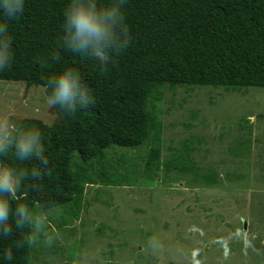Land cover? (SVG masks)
I'll return each instance as SVG.
<instances>
[{
    "label": "trees",
    "instance_id": "1",
    "mask_svg": "<svg viewBox=\"0 0 264 264\" xmlns=\"http://www.w3.org/2000/svg\"><path fill=\"white\" fill-rule=\"evenodd\" d=\"M67 3L27 0L24 16L11 26L15 63L0 73V80L43 86L47 95V78L70 67L80 71L96 101L72 116L52 109L56 115L52 125L39 119H12L22 128L41 131L53 173L43 177L39 189L29 180L17 199L31 203L37 211H41L38 202L54 203L62 221L55 217L54 225L48 224L53 232L54 226L62 231L79 221L87 187L132 186L139 171L151 182L159 178L164 182L174 171L191 173L197 184H217V173L194 162L192 153L200 141L193 140L196 135L162 158L164 126L149 105L162 99L164 87L264 88V0H127L126 22L132 39L104 75L72 54L44 68L33 62L56 39ZM148 144L151 147L141 164L132 156L129 161L124 153L113 157L111 152ZM13 163L11 158L0 159L2 167ZM38 163L33 160L28 166ZM30 240L29 230L13 228L10 237H0V251L12 249L14 264H30L36 254ZM17 241L21 246L17 247Z\"/></svg>",
    "mask_w": 264,
    "mask_h": 264
},
{
    "label": "rangeland",
    "instance_id": "2",
    "mask_svg": "<svg viewBox=\"0 0 264 264\" xmlns=\"http://www.w3.org/2000/svg\"><path fill=\"white\" fill-rule=\"evenodd\" d=\"M161 94L149 106L164 126L162 158L196 135L194 162L217 173V184L174 171L151 182L139 171L132 186H89L79 221L54 226L51 247L43 238L34 243L30 264H264V88L164 87ZM46 96L43 86L0 80V120L52 125ZM150 147L111 152L141 164Z\"/></svg>",
    "mask_w": 264,
    "mask_h": 264
},
{
    "label": "clouds",
    "instance_id": "3",
    "mask_svg": "<svg viewBox=\"0 0 264 264\" xmlns=\"http://www.w3.org/2000/svg\"><path fill=\"white\" fill-rule=\"evenodd\" d=\"M126 3L127 0H68L56 39L45 55L35 57L33 62L44 68L58 62L64 54H72L90 62L104 75L128 49L132 39L126 22ZM26 7L27 0H0V73L15 63L11 26L24 16ZM45 86L49 90L46 96L49 108L67 116L96 101L80 71L70 67L50 75ZM9 158L14 161L12 166L0 167V237H10L13 228L27 229L31 233L30 243L43 238L44 245L51 247L55 233L49 232L48 224L50 217L57 214V206L48 201L38 202L41 211H37L31 203L17 199L29 180L34 182L33 188L39 189L43 177L53 174L41 131L22 128L11 119L0 120V159ZM33 160L39 163L29 168ZM150 245L155 248L156 241L150 240ZM19 246L21 242L17 241ZM0 264H14L12 249L0 251Z\"/></svg>",
    "mask_w": 264,
    "mask_h": 264
}]
</instances>
